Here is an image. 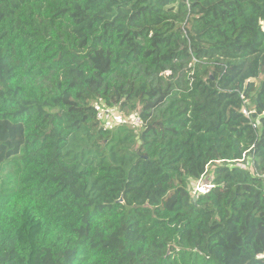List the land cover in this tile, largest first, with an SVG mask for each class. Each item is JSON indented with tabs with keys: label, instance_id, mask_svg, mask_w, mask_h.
Here are the masks:
<instances>
[{
	"label": "trees",
	"instance_id": "trees-1",
	"mask_svg": "<svg viewBox=\"0 0 264 264\" xmlns=\"http://www.w3.org/2000/svg\"><path fill=\"white\" fill-rule=\"evenodd\" d=\"M262 74L264 0H0V264H264Z\"/></svg>",
	"mask_w": 264,
	"mask_h": 264
},
{
	"label": "built area",
	"instance_id": "built-area-1",
	"mask_svg": "<svg viewBox=\"0 0 264 264\" xmlns=\"http://www.w3.org/2000/svg\"><path fill=\"white\" fill-rule=\"evenodd\" d=\"M96 116L100 124L107 129L113 128L119 124H127L135 129L141 128L143 125V121L138 112H133L129 116H121L118 115L113 108L97 106ZM210 176L211 175L203 174L197 181L194 182L192 191L193 196L205 194L213 188L214 184L211 182ZM262 177L264 180V174Z\"/></svg>",
	"mask_w": 264,
	"mask_h": 264
},
{
	"label": "rangeland",
	"instance_id": "rangeland-1",
	"mask_svg": "<svg viewBox=\"0 0 264 264\" xmlns=\"http://www.w3.org/2000/svg\"><path fill=\"white\" fill-rule=\"evenodd\" d=\"M264 78V74H262L257 80H256V83L258 84V82L261 80V79H263ZM131 115V114H130ZM127 116H129V115H127ZM138 129V131H139V129L140 128H137ZM135 131H137V130H135ZM212 166H210V168H211ZM213 168V167H212ZM206 174H211V172H207ZM194 182L195 181H191L190 182V184H189V189H190V191H191V195L193 196V194H192V191H193V186H194Z\"/></svg>",
	"mask_w": 264,
	"mask_h": 264
},
{
	"label": "water",
	"instance_id": "water-1",
	"mask_svg": "<svg viewBox=\"0 0 264 264\" xmlns=\"http://www.w3.org/2000/svg\"><path fill=\"white\" fill-rule=\"evenodd\" d=\"M194 200V196H193V198H192V201Z\"/></svg>",
	"mask_w": 264,
	"mask_h": 264
},
{
	"label": "clouds",
	"instance_id": "clouds-1",
	"mask_svg": "<svg viewBox=\"0 0 264 264\" xmlns=\"http://www.w3.org/2000/svg\"><path fill=\"white\" fill-rule=\"evenodd\" d=\"M195 197V196H194Z\"/></svg>",
	"mask_w": 264,
	"mask_h": 264
}]
</instances>
